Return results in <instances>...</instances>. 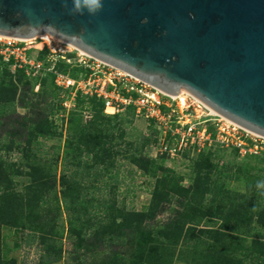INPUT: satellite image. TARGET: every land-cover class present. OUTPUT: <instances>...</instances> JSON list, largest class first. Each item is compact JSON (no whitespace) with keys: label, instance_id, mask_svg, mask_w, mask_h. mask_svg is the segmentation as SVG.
Returning <instances> with one entry per match:
<instances>
[{"label":"trees","instance_id":"trees-1","mask_svg":"<svg viewBox=\"0 0 264 264\" xmlns=\"http://www.w3.org/2000/svg\"><path fill=\"white\" fill-rule=\"evenodd\" d=\"M1 59L4 58L0 55ZM6 62L13 63V59ZM58 67L63 71H70L72 75L76 73L75 68L69 69L66 63L59 62ZM41 75L28 76L25 69L18 66L15 72L8 68L0 71V126H9L4 135H0V264H20L14 257L7 259L3 256L4 225L25 228L39 234L42 244L39 264H52L64 258L63 246L56 240L62 238L65 231L59 228L56 218H49L52 214L51 193L58 184L60 190L55 206L60 210L64 204L69 213L68 233L74 240L76 251L81 250L89 239L98 244L126 243L131 246L129 255L114 250L97 264H179L176 260L185 251L194 255L190 264H244V256L250 257L255 264H264V202H258V207L252 206L258 208L254 222L261 229L258 230V244L249 253L237 243L235 237L248 223L243 221L248 215L245 205L205 206L202 202L207 199L209 188L202 172L198 173L191 186L181 185L175 176L166 173L168 169L158 163L157 158L145 155L144 148L151 143V137L145 134L141 135L142 139L125 141L124 151L128 154L129 161L145 175L157 177V184L146 209L130 210L119 207L116 203L109 204L103 199L95 203L81 172L62 173L58 182L57 174L48 165L31 157L33 146L39 142V138L52 139L58 134L54 122L37 104L33 103L26 114L18 113L16 106L23 77L38 80ZM46 76L50 77L58 98L54 75L48 73ZM59 106L62 109L60 102ZM81 107L92 112V115L89 119H85V114L80 115L77 132L68 141V147L72 150L69 153L70 164L84 166L87 174L95 169L97 173L92 176L96 177L119 152L120 149L116 150L115 147L121 145L124 138L133 136L125 127L115 131L111 123L118 117H125L127 124H131L133 116L130 113L105 114L103 103L96 97H79L78 110L71 111L68 115L80 111ZM82 144L89 147L86 159H83L80 147ZM14 147L20 153L15 161L7 157ZM235 150L238 152V149ZM250 155L255 154L246 156ZM262 157L260 161L264 160ZM160 172L163 174L159 175ZM15 176H26L29 179L23 189L18 190L14 186ZM170 194L188 200L173 218L161 225L149 227V222L163 209ZM94 208L96 211L92 210ZM207 216L222 219L223 227L202 226L203 218ZM251 222L252 219L249 223ZM187 244L189 246L186 249H180L177 253L178 247Z\"/></svg>","mask_w":264,"mask_h":264},{"label":"water","instance_id":"water-1","mask_svg":"<svg viewBox=\"0 0 264 264\" xmlns=\"http://www.w3.org/2000/svg\"><path fill=\"white\" fill-rule=\"evenodd\" d=\"M0 0V35L49 32L264 136V0Z\"/></svg>","mask_w":264,"mask_h":264},{"label":"rangeland","instance_id":"rangeland-1","mask_svg":"<svg viewBox=\"0 0 264 264\" xmlns=\"http://www.w3.org/2000/svg\"><path fill=\"white\" fill-rule=\"evenodd\" d=\"M0 41L3 42L4 40ZM40 42L43 43L40 44ZM29 43H32L31 45H37L39 48L43 47L44 52L42 53L54 50L59 51L61 49L64 54L71 56L76 51V47L72 43L64 40L60 43L61 46L56 49L41 38H36ZM6 68L12 69L14 72L16 71L14 63H9L1 59L0 71ZM181 90L188 93L186 89L182 88ZM188 102L192 104L191 111L198 116L202 115L204 111L209 112L208 109L197 105V102L193 98L189 97ZM33 103L42 108L49 119L54 122L58 130V134L52 139H38L39 142L34 144V151L31 152L33 160L39 159V161L41 160L48 165L57 174L58 182L62 173L70 174L72 171L81 172V175L84 177V183L89 185L88 191L90 192V196L94 197L95 203L103 199L109 204L116 203L119 207H125L130 210H144L149 206L152 191L157 184V177L145 175L129 161L127 158L128 154L124 150L126 148L125 141H131L135 138L142 139V134L146 135L148 133L151 137V142H154L155 129L153 126H149L144 120H137L135 118H133L131 124H127L125 117L115 119L111 123L115 131L121 127H125L126 131L132 133L133 136L124 138L122 144L115 147L116 150L118 148L120 149L118 150L119 152L107 162V166L103 168L100 174L98 173V176L93 177L92 175L97 173L95 169L91 170L90 174H87L84 166L76 167L70 164L71 156L69 153L72 150L68 147V141L72 140L71 135L77 132L80 115L89 114L85 107H81L80 111L73 115H68L64 112L59 106L51 79L46 75H41L38 80H29L23 77L20 83V90L16 100L18 113H28ZM85 119H89V117L85 116ZM223 122L225 121L223 120ZM6 129H9V126L1 125L0 135H4ZM80 147L82 148L83 159H86L85 154L89 150V147L86 144H82ZM2 152L6 153L5 151ZM144 153L147 156L153 153L150 144L145 146ZM19 155L20 153L17 151V148L14 147L7 157L15 161L19 158ZM245 156L241 155L231 146L229 148L217 147L201 153L189 150L186 151L183 159L167 161L157 158V162L162 163L168 169L166 173H171L184 186H191L201 171L207 183L206 185L209 188V193L206 194L207 199L202 202L205 206L211 204L227 206L244 204L247 208L248 215L243 218V221L249 223L252 219V222L244 225L241 228L242 232L236 233L235 237L241 247L249 251V253H252L258 244L256 242L258 240V230L261 229L254 221L257 218L255 214L258 213V208H256L258 207V202H264V188L257 187L258 182L264 181V160L260 161L261 156L264 157V150L262 155L259 154V156L258 154ZM162 174L163 172L159 173V175ZM15 181L14 186L16 189L21 190L29 182V179L26 176H15ZM59 190L60 185L58 184L51 193L52 214L49 215V218H56L59 228L65 231L64 236L56 240L59 245L63 246L64 258L52 264H97L114 250L124 255L130 254V244H98L93 239H89L81 250L76 251L74 240L68 233L67 221L69 213L64 208V204H62L60 210L57 209V205L55 206ZM187 200V198L170 194L167 202L163 204V209L158 212L154 220L149 222V227L161 225L163 222L173 218L176 211L181 209L183 207L182 204L186 203ZM253 205L256 207H252ZM92 210L96 211V208ZM223 222L220 218L207 216L203 218L202 226L208 225L214 228H222ZM3 228L11 231L8 232V230H5L3 232ZM12 228L14 227L9 225L2 227L3 256L9 259L13 258L12 254H14L16 256L14 258L20 264H39L42 253L39 234L36 231L25 228H14L15 231ZM262 233L264 234V229ZM7 239H10L9 241L11 242H6ZM188 246L189 244L178 247L177 253L180 252V249H186ZM180 257L179 260H176L177 263L190 264L194 255L190 251H185ZM244 259V264H255L254 260L248 256H244Z\"/></svg>","mask_w":264,"mask_h":264},{"label":"built area","instance_id":"built-area-1","mask_svg":"<svg viewBox=\"0 0 264 264\" xmlns=\"http://www.w3.org/2000/svg\"><path fill=\"white\" fill-rule=\"evenodd\" d=\"M0 40H4L0 41V54L4 60L13 59L15 67L24 68L28 76L54 75L58 100L67 114L78 110L79 97H96L103 103L105 114L130 113L133 118L153 126L155 139L150 143L153 153L149 155L152 158L174 161L183 159L189 150L201 153L231 146L243 156L262 155L264 136L213 113L209 106L189 91L188 98H193L197 105L209 112L204 111L205 115L198 116L191 111L192 104L186 107L181 103L178 94L165 92L131 72L77 47L74 54L68 56L61 49L42 53L43 47L15 37L1 35ZM41 55L43 58H40ZM59 62L66 63L69 69L75 68V75L61 70ZM87 112L89 114L85 116L90 117L92 112ZM146 135L149 136L148 133Z\"/></svg>","mask_w":264,"mask_h":264},{"label":"bare ground","instance_id":"bare-ground-1","mask_svg":"<svg viewBox=\"0 0 264 264\" xmlns=\"http://www.w3.org/2000/svg\"><path fill=\"white\" fill-rule=\"evenodd\" d=\"M36 38H41L42 40L46 41L48 44L52 45V47H54V49L59 48V46H61L60 43L63 42V40H61L60 38H58L57 36H55L49 32H39L36 34H29L25 37L18 38V39L33 41ZM177 94L181 98V103L187 107L189 105L188 98H187L188 93L185 92L184 90H180V91H178ZM200 107H202V106H200ZM211 110L213 113H215V114L217 113L213 109H211Z\"/></svg>","mask_w":264,"mask_h":264},{"label":"clouds","instance_id":"clouds-1","mask_svg":"<svg viewBox=\"0 0 264 264\" xmlns=\"http://www.w3.org/2000/svg\"><path fill=\"white\" fill-rule=\"evenodd\" d=\"M96 6L97 8H102V3L100 2V0H95ZM257 187L259 188H264V181H260L257 183Z\"/></svg>","mask_w":264,"mask_h":264},{"label":"crops","instance_id":"crops-1","mask_svg":"<svg viewBox=\"0 0 264 264\" xmlns=\"http://www.w3.org/2000/svg\"><path fill=\"white\" fill-rule=\"evenodd\" d=\"M5 230H8V232H10V231H11V230H9V229L3 228V232H4ZM12 230H14V231H15V229H14V228H12ZM9 240H10V239H7V240H6V242H8V243H9V242H11V241H9ZM12 256H13V257H16L14 254H12Z\"/></svg>","mask_w":264,"mask_h":264}]
</instances>
